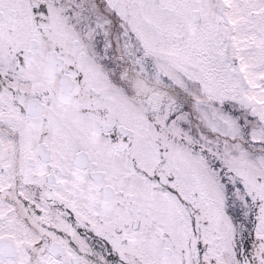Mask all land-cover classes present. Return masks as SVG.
<instances>
[{"label": "snow or ice", "instance_id": "1", "mask_svg": "<svg viewBox=\"0 0 264 264\" xmlns=\"http://www.w3.org/2000/svg\"><path fill=\"white\" fill-rule=\"evenodd\" d=\"M0 264H264V0H0Z\"/></svg>", "mask_w": 264, "mask_h": 264}]
</instances>
